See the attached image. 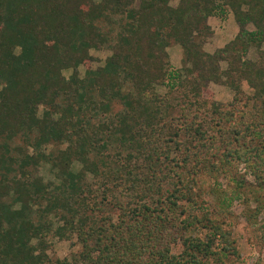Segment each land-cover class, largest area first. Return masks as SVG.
<instances>
[{
    "label": "trees",
    "instance_id": "trees-1",
    "mask_svg": "<svg viewBox=\"0 0 264 264\" xmlns=\"http://www.w3.org/2000/svg\"><path fill=\"white\" fill-rule=\"evenodd\" d=\"M227 11L237 33L204 51L207 19ZM115 15L123 22L111 54L91 69L89 50L110 41L98 22ZM169 39L183 68L170 63ZM262 43L264 0H0V138L22 136L33 150L13 156L0 143V264H239L224 220L234 197L206 179L244 163L264 188ZM251 47L256 60L246 58ZM208 82L232 99L216 102ZM111 99L121 110L94 125ZM50 143L66 146L46 151ZM41 162L57 181L34 172ZM49 231L80 250L51 258Z\"/></svg>",
    "mask_w": 264,
    "mask_h": 264
},
{
    "label": "rangeland",
    "instance_id": "rangeland-1",
    "mask_svg": "<svg viewBox=\"0 0 264 264\" xmlns=\"http://www.w3.org/2000/svg\"><path fill=\"white\" fill-rule=\"evenodd\" d=\"M176 2L177 0H171L172 5H175ZM114 18L115 22L110 25L106 24L104 21L98 22L100 28L108 32L110 41L106 46L100 49L89 50L92 59L90 60L88 67L91 69L102 66L106 57L111 54L110 46L115 41L117 35L116 33L121 29V24L123 22V20L117 15H115ZM206 24L209 26L210 30H206L203 34V38L205 40L203 41L202 48L204 51L209 53L214 52L215 49L222 47L225 43L229 42L235 36L239 28L230 11H227L223 17H209ZM247 27L249 29H253L252 24H248ZM261 48L264 50V43L261 44ZM166 50L168 52L171 65L175 68H183L185 64L181 46L173 39H169ZM246 58L250 60H256L257 50L255 47H251L248 50ZM219 64L222 68H226V62L220 61ZM86 68L87 67L84 64L78 66V72L80 76H83ZM70 72V69L64 70L63 74L64 76L68 77ZM128 88L129 86L125 85L123 88L124 92H126ZM242 88L246 92H251L250 88L245 82L242 83ZM155 91L158 95H166V97L169 99L167 102L170 104L175 103V93L167 94V90L164 86L155 85ZM207 91L212 94V98L216 102H228L232 99L233 95V92L231 89H229V87L214 82H208ZM94 97L96 100H98V96L96 94H94ZM121 107L122 106L119 100L111 99L108 109L106 111H98L97 114L94 115L92 122L94 125H96L98 123H104L105 121L108 122L114 120L115 114L121 110ZM41 110L42 106L39 107V111ZM169 110L174 115L178 114L177 107H174V109L171 108ZM110 128H112L111 124L108 129L104 130V132L102 130L99 133H103L104 136H108L107 134L111 133ZM31 137H33V135ZM31 140L32 138L29 139V141ZM2 142H6L8 144L11 155L13 156L22 155L17 151L18 148H22L23 153L25 152L31 154L33 151L31 142L25 141L22 136H17L9 141L1 137L0 143ZM65 146L66 143H50L46 145L45 148L46 151L56 152L59 148H64ZM107 152L111 153V148L108 149ZM103 153L106 154V152ZM79 167L80 164L75 161L73 163V169L78 170ZM34 172L40 175L45 182L57 181L54 171L50 168L48 163L41 162L38 170ZM13 173L14 172L10 173V175ZM239 181L242 182L241 187L237 186ZM206 183L210 185L216 183L219 185L221 190H226L229 195L234 197L228 214L224 215V220L226 227L231 230L232 236L236 242V247L240 253V257L237 260L238 263L264 264V188H259L257 186V180L255 179L254 174L249 170L248 167H246V165H244V163H239L237 165L231 166L227 171H224L217 179L209 177L206 179ZM237 187H239V191ZM236 193L239 194L236 195ZM5 199L10 201L12 199V195H8L5 197ZM259 205L263 207H261L257 217L255 219H249V217L247 218L246 215L249 213V211L254 210V208ZM201 211V205H199V208L193 210L194 213ZM112 212H114V210ZM49 218L53 222L52 228L60 224L56 215L51 214ZM216 218L219 219V217ZM46 242L47 253L51 258H70L73 253H76L80 250L79 244L72 243L71 240L59 239L51 231H49L46 237ZM173 250L177 252L179 249L175 247Z\"/></svg>",
    "mask_w": 264,
    "mask_h": 264
}]
</instances>
